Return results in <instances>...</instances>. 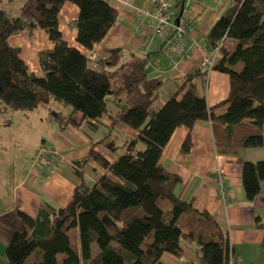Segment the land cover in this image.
Segmentation results:
<instances>
[{"label":"trees","instance_id":"trees-1","mask_svg":"<svg viewBox=\"0 0 264 264\" xmlns=\"http://www.w3.org/2000/svg\"><path fill=\"white\" fill-rule=\"evenodd\" d=\"M14 2L8 0L12 7L6 9L0 0V116L27 115L54 102L60 108L49 111V120L61 127H95L108 115L113 125L123 123L138 137L118 154L114 141H101L115 153L114 161L94 146L89 157L109 174L93 186L81 180L65 207H41L34 217L20 212L22 228L6 248L7 264H28L30 258L32 264H158L162 253L181 241L197 250L192 264H232L228 231L179 196L181 178L167 172L161 159L177 128L191 130L205 120L212 124L219 154L264 148V0H231L208 33L210 47L221 44L218 55L223 56L214 69L230 78L228 99L209 107L194 83L207 73L196 72L157 110L164 78L148 74L147 56L113 49L107 58L89 61L60 30L63 6L75 4L77 42L94 50L117 24V0H26L17 9ZM40 30L52 47L38 53L42 74L35 75L9 39ZM228 40L234 41L232 51ZM190 149L189 136L182 150ZM263 182L264 159L245 161L242 183L249 201L261 194ZM76 230L77 243L71 235Z\"/></svg>","mask_w":264,"mask_h":264},{"label":"crops","instance_id":"crops-1","mask_svg":"<svg viewBox=\"0 0 264 264\" xmlns=\"http://www.w3.org/2000/svg\"><path fill=\"white\" fill-rule=\"evenodd\" d=\"M122 1L117 0V4L120 6L117 24L92 51H86L78 44L77 34L72 27L73 22L79 16V8L75 4L66 3L59 15V27L64 39L69 45L83 51L89 61L93 54L98 58H107L109 51L113 49L127 48L129 52L141 55L140 41L134 34L135 13L137 9H148L150 1ZM204 1L205 3L203 0L192 3L186 12L187 17L199 21L201 29L200 33L194 37L197 46L191 60L172 72H178L177 74L184 76V79L196 72L206 74L202 59L203 49H205L206 43L208 44V33L216 22H212V18L215 13H218L217 9L223 2L221 0L217 5L212 3L215 7L208 11V2ZM230 4L231 0L228 6ZM199 18L204 19L199 20ZM199 37H204V41L200 42L201 38ZM9 44L21 49V56L31 73L42 74L38 53L52 47L46 32L40 30L30 34L23 31L11 36ZM182 83L183 81L180 84L171 83L165 98L167 100L172 98ZM194 83L200 95L206 97L209 107H215L229 97L230 78L225 73L214 69L208 72L205 77L203 74L198 76ZM158 102L164 105L166 101ZM58 108H60L59 105L51 102L49 105L42 104L37 111H34L41 112V116H43L41 120H43L42 122L45 120L48 124L49 131L44 135H38L40 138L42 137V145L32 153L28 170L22 171V165L14 166L15 175L9 188L6 187L9 179L5 176V168L0 169V204H3L6 199L3 207H0V264L8 263L5 255L6 248L13 234L22 228L20 212L34 217L41 207L49 206L55 209L65 207L72 200L75 188L81 180L87 185L93 186L99 182L102 176L109 174L93 158L89 157L92 148L96 146L95 151L103 153L108 160L114 161L116 158L102 144H99L101 141L104 144L114 141L109 140L104 133V136L100 137L101 126L109 130L110 137L115 132V138H121L124 146L138 137L137 131L123 123L113 125L108 115H104L95 124L96 126L94 125L95 127L77 128L71 125L61 127L49 120V111ZM154 108L157 110L155 105ZM219 111L222 113L224 109ZM27 115L22 114L21 117L26 119ZM189 136L191 149L190 152L185 153L182 148ZM117 146L122 148L121 145L117 144ZM52 151L59 155V161L53 166L49 161ZM255 151L250 155L248 152L240 155L219 154L212 124L209 120H205L197 122L191 130L186 126L177 128L165 147L161 159V164L167 172L177 174L181 178V183L176 188L179 196L184 201L192 203L197 210L210 213L228 231L231 245L235 250L232 264H264V228L259 227V222L264 224V184L262 183L263 193L261 192L262 194L255 200L249 201L242 183L245 161L264 159V148ZM10 157L8 163L5 160H0V165L7 164L8 169H11L13 160ZM79 161H83V164L77 168L75 165ZM217 170L221 171L222 179L226 185L225 200L216 189L214 177ZM259 218L260 221H258ZM196 258V248L186 241H181L179 245L164 251L158 264H192Z\"/></svg>","mask_w":264,"mask_h":264},{"label":"built area","instance_id":"built-area-1","mask_svg":"<svg viewBox=\"0 0 264 264\" xmlns=\"http://www.w3.org/2000/svg\"><path fill=\"white\" fill-rule=\"evenodd\" d=\"M197 1L200 0H176L175 3L172 0H150L148 9L136 10L134 34L139 38L142 53L147 56L145 70L158 69L160 62L168 63L171 70L177 69L182 63L191 59L197 46L194 37L201 28L197 19L185 18L184 14L192 3ZM219 2L220 0H212L215 5ZM182 8L183 14L180 15ZM220 46L221 44L217 43L212 54L203 59V64L210 71L215 68ZM98 59L94 54L91 56V60ZM58 157L55 151L51 152L49 156L51 166L59 161ZM214 181L218 193L225 200L226 185L220 170L216 171Z\"/></svg>","mask_w":264,"mask_h":264},{"label":"rangeland","instance_id":"rangeland-1","mask_svg":"<svg viewBox=\"0 0 264 264\" xmlns=\"http://www.w3.org/2000/svg\"><path fill=\"white\" fill-rule=\"evenodd\" d=\"M24 1L26 0H15L13 6L19 7V5H22L24 3ZM176 0H172L173 3H175ZM203 2L205 3V1L203 0ZM208 2V11H211L214 9V5L212 4V0H207ZM223 4L217 9L218 13H215L213 18H212V22L216 21V19H218L219 17H221L225 11V9L227 8L228 4L230 3V0H222ZM2 6H4V8L9 9L8 6H10V9L12 7V5H10L8 3V0H3V4ZM207 13V11H206ZM205 13V14H206ZM184 17L187 18L186 13L184 14ZM204 18H199V20H203ZM198 21V20H197ZM199 22V21H198ZM200 32H198L199 34ZM201 38L199 41L203 42L204 41V37H199ZM232 40H228L226 43V48L228 49V51H232L234 45H233ZM213 48L214 46H209L206 43V47L205 49H203L204 51V55L203 58L205 56H210V54H212L213 52ZM126 51H128L127 48H125ZM223 54H220V56L218 55V61L222 58ZM191 59L187 60L186 62L182 63L180 66H183L184 64L188 63ZM204 65V64H203ZM205 66V65H204ZM206 69V73H208L210 70L205 66ZM175 69H169L168 67V63H162L160 62V67L158 69H151L148 74L151 77H163L164 78V85L162 86L161 90L159 91L158 94V101H162V103H164L165 101H167V99L165 97H167L169 89L171 87V83H176V84H180L182 81H184V76H181L179 74L176 73H172ZM169 73V74H168ZM171 78L170 80H168L167 78ZM171 81V82H170ZM156 101L155 103V107L158 109L160 108L162 105ZM224 109V108H223ZM222 109V110H223ZM226 109V108H225ZM224 109V110H225ZM219 113H221V111H219ZM28 118H23L21 117L20 113H11L8 112L6 115H1L0 116V160H5L6 163H8V159L9 156H11L10 158L13 160L12 163V168L8 169V165L6 164L5 166H1L0 165V169L2 167L5 168V176L8 177V183L6 185L7 188H9L12 183H13V176L15 175V171H14V166H18L20 167V165H22V171L23 170H28V166H29V162H30V157L32 155V153H34V150H38L39 146L42 145V137L40 138V136H38L39 134H45L49 131V127L48 124L45 122H42L43 120H41V118H43V116H41V112H33L30 113L29 115H27ZM129 127V126H128ZM130 128V127H129ZM106 134L108 136L109 140H114L115 143H117L119 146L121 145L122 147L124 146L121 138L116 139L115 138V132H113L112 137H110V133L109 130L103 126H101V138L104 136L103 135ZM110 137V138H109ZM106 149V148H105ZM256 149H248L246 151V153L248 152L249 155L251 154V152H256ZM250 150V151H249ZM107 151H110V149L107 147ZM122 148L118 149L117 152H121ZM10 152V153H8ZM264 152V151H263ZM115 156V153H114ZM263 159V158H262ZM24 165H26V167H23ZM264 184V182H263ZM264 187V185H263ZM263 193V192H262ZM261 193V194H262ZM260 194V195H261ZM6 198V197H4ZM6 199L3 201V204H5ZM0 204V207H3ZM72 237H73V241L75 243H77L79 241V237H78V231H73L71 233ZM31 259V258H30ZM28 260V264H32V260Z\"/></svg>","mask_w":264,"mask_h":264},{"label":"water","instance_id":"water-1","mask_svg":"<svg viewBox=\"0 0 264 264\" xmlns=\"http://www.w3.org/2000/svg\"><path fill=\"white\" fill-rule=\"evenodd\" d=\"M182 14H183V9H182V11H181L180 15H182Z\"/></svg>","mask_w":264,"mask_h":264},{"label":"bare ground","instance_id":"bare-ground-1","mask_svg":"<svg viewBox=\"0 0 264 264\" xmlns=\"http://www.w3.org/2000/svg\"><path fill=\"white\" fill-rule=\"evenodd\" d=\"M183 9V8H182Z\"/></svg>","mask_w":264,"mask_h":264}]
</instances>
